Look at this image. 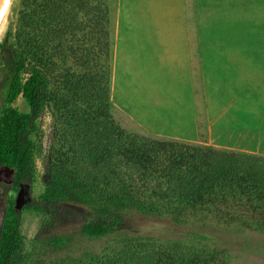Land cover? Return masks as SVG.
I'll return each instance as SVG.
<instances>
[{"label": "trees", "instance_id": "1", "mask_svg": "<svg viewBox=\"0 0 264 264\" xmlns=\"http://www.w3.org/2000/svg\"><path fill=\"white\" fill-rule=\"evenodd\" d=\"M110 29V0H20L0 43V169L13 171L11 184L0 183V264H231L206 235L143 236L130 217L264 236V156L144 140L119 126ZM20 96L27 112L12 108ZM45 113L44 190L18 207L16 195L35 182L33 136ZM25 212L46 217L26 252ZM74 218L84 239L107 246L59 257L72 238L55 229Z\"/></svg>", "mask_w": 264, "mask_h": 264}, {"label": "rangeland", "instance_id": "2", "mask_svg": "<svg viewBox=\"0 0 264 264\" xmlns=\"http://www.w3.org/2000/svg\"><path fill=\"white\" fill-rule=\"evenodd\" d=\"M19 9L20 0H12L3 22L0 43L10 25L16 24ZM110 9L111 110L117 124L144 140L247 153L240 136L233 140L210 133L211 106L225 104L228 110L225 116L241 117L239 112L242 111L237 110L241 102L236 98L248 88L249 100L257 108L255 112L259 113L262 109L258 108L264 107V89L260 94L258 88L262 81L259 72L264 70V0H110ZM132 36H136L133 45ZM188 38L202 39V44L194 48L187 44ZM157 86L168 100H176L179 108L189 106L192 101L202 102V117L199 118L202 128L198 133L186 125L181 127L182 134L171 127L162 131L161 125L148 119L143 107L147 94L143 89ZM12 108L28 111L22 96ZM207 108H210V116L206 115ZM246 112L245 109L243 113ZM50 126L51 119L45 113L39 120L38 133L33 136L35 182L31 188L23 186L16 195L18 207L38 198L44 190L43 163L51 142ZM217 144L232 149L219 148ZM12 180L13 171L0 169V183L11 184ZM5 205L6 198L0 189V232ZM20 218L23 251L26 252L46 217L25 212ZM130 219L133 230L140 235L161 239L185 238L191 232L206 235L213 246L228 251L231 264H264V236L258 233L223 231L193 223L176 225L168 219L139 214H133ZM81 224L74 218L55 229L56 234L72 238L70 245L57 253L59 257L101 251L107 246L105 240L84 239L79 233ZM55 256L50 254L52 260Z\"/></svg>", "mask_w": 264, "mask_h": 264}, {"label": "crops", "instance_id": "3", "mask_svg": "<svg viewBox=\"0 0 264 264\" xmlns=\"http://www.w3.org/2000/svg\"><path fill=\"white\" fill-rule=\"evenodd\" d=\"M123 39L125 40L126 38L123 37ZM135 39L136 36L135 38L133 36L131 37V41ZM186 42L188 45L195 48L196 46H200L202 44V39L188 38ZM131 43L133 45L135 41ZM197 57L202 58L200 55H197ZM259 73H261L260 75L262 77V81H260L258 88L260 89V94H262V89H264V70ZM246 79L249 80L250 77ZM249 90L250 89L245 88L242 92V96H238V98H236L237 102H241L240 108L237 109L242 111V113L239 112V114L243 115L241 117L237 118L233 115V118H230L225 116L228 114V110L226 109L227 106H225V104H215L211 106V122L209 125V131L210 133L213 132L214 135L232 137L233 140L240 136L243 140V145L247 150V154L264 156V107L258 108L259 110L262 109L259 113L255 112L257 108H254L252 101L249 100ZM160 91H162V89H159L158 86L155 88L143 89V92L147 94L143 107L148 113V119L155 125H161L162 131L171 127L177 133L180 131L182 134L181 127L182 125H186L189 126V129L193 130L194 133H198L201 127V125H199V118L202 117V102L194 103L192 101L189 106L179 108L176 100H168V97L163 95L164 91H162L163 93ZM247 100H249L248 104ZM232 102L236 103L235 101ZM229 104L231 105L232 103ZM232 109H230V111H232ZM245 109L248 112L243 113ZM206 115L210 116V108H207ZM216 146L219 148L232 149L229 147H223L219 144ZM248 146L251 147L250 150Z\"/></svg>", "mask_w": 264, "mask_h": 264}, {"label": "bare ground", "instance_id": "4", "mask_svg": "<svg viewBox=\"0 0 264 264\" xmlns=\"http://www.w3.org/2000/svg\"><path fill=\"white\" fill-rule=\"evenodd\" d=\"M11 3H12V0H10V2H9V4H8V8L5 10L4 9V11H3V13H2V15H1V17H0V36H1V32H2V26H3V22H4V19H5V16H6V14H7V12H8V9L10 8V6H11Z\"/></svg>", "mask_w": 264, "mask_h": 264}, {"label": "water", "instance_id": "5", "mask_svg": "<svg viewBox=\"0 0 264 264\" xmlns=\"http://www.w3.org/2000/svg\"><path fill=\"white\" fill-rule=\"evenodd\" d=\"M4 3H5V0H0V17L4 11Z\"/></svg>", "mask_w": 264, "mask_h": 264}, {"label": "clouds", "instance_id": "6", "mask_svg": "<svg viewBox=\"0 0 264 264\" xmlns=\"http://www.w3.org/2000/svg\"><path fill=\"white\" fill-rule=\"evenodd\" d=\"M9 2H10V0H5V3H4V9L5 10L8 8Z\"/></svg>", "mask_w": 264, "mask_h": 264}]
</instances>
